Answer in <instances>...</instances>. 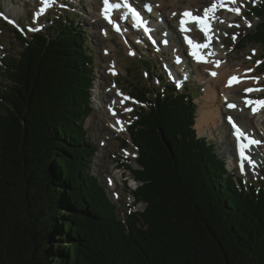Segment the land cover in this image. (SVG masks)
<instances>
[{"label":"trees","instance_id":"trees-1","mask_svg":"<svg viewBox=\"0 0 264 264\" xmlns=\"http://www.w3.org/2000/svg\"><path fill=\"white\" fill-rule=\"evenodd\" d=\"M249 9L260 20L244 41H264V3ZM65 14L39 32L5 21L20 48L0 66V264H264V185L228 173L197 137L193 97L170 85L132 83L145 104L130 126L133 193L148 205L121 219L91 171L96 47Z\"/></svg>","mask_w":264,"mask_h":264},{"label":"rangeland","instance_id":"rangeland-1","mask_svg":"<svg viewBox=\"0 0 264 264\" xmlns=\"http://www.w3.org/2000/svg\"><path fill=\"white\" fill-rule=\"evenodd\" d=\"M136 1H139L141 4L144 2H152V0ZM263 1L264 0H243L239 1L237 4H232L231 7L241 8V13L239 15L229 11L228 6L223 8L219 7L216 15L218 17L216 21L217 29L214 32L212 41L214 48H220L223 51L224 56H222V60L223 63H227L226 65L228 66H225V68L227 69L229 76L221 77L219 81L227 84L231 76L238 77L240 82L235 83L232 87L236 88L235 93L239 97H244V95H248V93L245 92L247 85H244L245 82H243V79H250L253 86L262 89L261 94L255 95V98L261 100H264V41L257 40L256 43L252 42L246 44L244 41L245 33L255 30L258 25V20H256L258 18L253 17V22H251V27H249L248 22H250V19L244 16L243 13H249V4L260 3ZM187 2V0H183L182 4L184 8L190 7ZM213 2L214 0L189 1L191 4L194 3V7L197 6L195 8L198 13H202L204 8ZM38 6L39 2L36 0H0V66H4V63L1 61L2 57L15 54L20 48L19 41L14 37L11 28H8L5 24V21H7L9 17L15 18L18 21H14L15 24L18 23V26L15 27L22 29L21 25H23L24 28L29 26L38 28L41 23L43 25L42 29H44L50 23L49 18L54 17L55 15H63L66 11H77L76 20H78V24L81 27H87L90 30V39L96 47V66L93 72L94 84L91 90V100L94 109L85 121L87 135L90 136V141L96 144V153L93 164L91 165V171L94 172L96 176L98 175L99 177H102L100 178L107 186L110 198L117 205V211L120 216L123 217L125 212H129V206H133L132 202L134 198H132V194L130 193L133 188L126 181L124 182L126 179L125 173L121 171V169L119 170L117 165H115V162L119 157L128 154V150L123 148L118 137L127 136L131 138V135L127 133L128 125L130 123L128 120L130 119L131 111L134 108L133 103H135V101L129 97L132 83L134 81L146 82L142 74L148 79L146 69L142 66V64L145 65L144 60L141 62L140 58L137 57L147 55V59H159L161 63L163 62L164 66L160 67L161 63L154 66V69L159 68V72L165 70V68L169 67L171 63H173V66H176L175 62L169 61L170 64H167V62L162 61V59L166 60L164 56L174 57V51H177L181 57H186L183 56L182 51H180V46L177 44L179 43L178 39H174L175 42L171 44L170 49L166 46L167 43L165 44L163 42L165 41V38L161 32L169 34L173 31V29L169 30L168 28H165L168 26L167 21L171 23V25L173 22L170 20H164V23H162L161 20L158 19L153 21L160 34L158 37V45H151L147 40L142 39L140 34H136L135 32H132V30H129L128 36L119 34L112 29L109 34L107 30L109 26L105 25L99 9L101 7L100 0H73V2L61 0V2L53 4V6L47 11V17L44 18L46 19L44 21H40L34 16V11ZM180 7L182 8V5H180L179 8ZM191 8L194 11L193 7ZM221 20L224 22L221 23ZM23 21L27 22V24H23ZM230 24L233 26L229 27ZM237 24L239 27H235ZM164 25L166 26L164 27ZM172 26L176 29L175 24ZM21 32H23V30H21ZM105 32L107 34H105ZM224 33H227V35H224ZM234 34H236L235 41L232 39ZM216 36L219 37L218 40L215 38ZM204 38L203 35L198 36V39ZM221 45H223V47H221ZM235 45L237 46L236 48L234 47ZM137 48H140L141 51ZM186 49L187 48H185V52L183 50L185 55L187 51ZM253 50H255V52H253ZM170 53L173 55L171 56ZM258 61H260L259 64L257 63ZM189 66L192 65L189 63L185 69L189 68ZM193 68L194 67H191L190 69L193 70ZM114 69H117L115 74H113ZM248 69H251L252 71H247ZM184 70L181 69V71ZM165 73L169 75L171 70H167ZM198 74H200L199 71ZM252 77H259V80L256 81L252 79ZM190 79V88L195 91L196 102L198 104L197 128L202 124L200 129H197L198 134L214 142L219 156H221L227 163V169L229 168L228 173L236 174V180L239 183L240 181H243V185L241 186L246 187L244 182L248 185L249 181L254 182L256 185L264 184V124L259 122L261 119L264 120V109L261 114L252 117L251 120V128L255 130L254 134L256 135V138L262 141V143L259 144V148L253 147L254 152L252 151L254 157L253 161L256 162V167L253 169L250 164H244L243 171H241L240 165L239 168L237 167V169L234 170L233 167L231 168L228 164L229 157L231 156L232 158V150L230 149L231 147H229L230 145H228V143H223V145L219 144L221 142L220 133L225 128L229 131V136L224 134L223 139L231 137L226 122H220V119L221 121L223 119L225 120L223 117L225 114L223 110H221V115L217 119L209 118L206 122H203L202 120L200 121L201 113L204 110V105H206L205 102L209 100V103L211 101L210 97H208L209 99H206L208 95V83L204 80L201 81L196 77V74H193ZM156 82H159V80H156ZM8 83L9 80L6 76L2 75V69H0V89L2 90L3 85ZM219 92L220 91L218 90L217 98L220 100ZM120 93H122L123 96H121ZM124 97H128L129 99H124ZM214 105L217 104L214 103ZM113 107L118 109L116 114L111 113ZM218 107L219 105H217L216 108ZM125 109H131V111H126ZM241 118L243 121L247 118V115L244 117V114H242ZM215 123L218 124L216 125ZM127 147H130V145H127ZM130 148L134 150V147ZM233 149L234 152H236L235 146H233ZM129 164L133 169L138 166L137 161H131ZM112 180L115 182L116 186L111 185L113 182ZM130 183L133 184V182ZM147 205V202L136 206L134 204L132 209L134 210V208H136V210L143 211ZM122 220L124 221V219ZM124 222H126V220Z\"/></svg>","mask_w":264,"mask_h":264},{"label":"bare ground","instance_id":"bare-ground-1","mask_svg":"<svg viewBox=\"0 0 264 264\" xmlns=\"http://www.w3.org/2000/svg\"><path fill=\"white\" fill-rule=\"evenodd\" d=\"M187 1H188L187 4L190 7H186L184 9V6L182 4L183 0H152V4H153L152 13H153V16H157L158 18H160L162 23H164V20L173 21L172 25L175 24V26H176V29L173 28L171 23H169L167 21L168 26L165 27L166 25H164V27L168 28L169 30L173 29L174 32H172V36H170V34H168V33L166 34L165 32H161V34L164 35V38L167 40L169 49L171 47V44L173 42H175L174 39L177 40V38H179V36H182L183 38H185V36L187 35V36H191L194 39H196V37L199 35L198 34L199 29L197 28V25H196L195 22L189 23L187 25V27L189 29H191V31L182 32L180 30L181 14L185 10L192 9L191 7H193V9H194L193 14L198 15L197 14L198 12H196L197 9L195 8L197 6L194 7V5H193L194 3H192V4L189 3V1H193V0H187ZM178 2H180V3H178ZM133 3L135 5H139L140 4L139 1L137 2L136 0H133ZM141 5L144 6L143 4H141ZM180 5H182L183 9L181 7L179 8ZM101 6L102 7H100L99 9H101V13H102V9H103L104 5L101 3ZM173 13H176V15L173 16ZM154 19H157V18L154 17ZM104 23L106 25H108V23H106V21ZM214 26H216V24L212 25V30L213 29H217ZM107 30H108V33L110 34V29L108 28ZM153 31L157 35L160 34V32L156 30V28H154ZM170 38H172L173 40H170ZM207 42L208 41H206L205 43H207ZM186 45H187L186 43H184L182 41L180 42L179 46H180V51H182V54H183L184 47ZM201 51H202V54H204L205 56H208L209 60H211V61H215V60L221 61L219 66H216L214 63H203V64H200V63L196 62L195 60H193L192 58H190L189 56H187V54H186V57H181L179 52L174 51V53H175L174 57L175 58L181 57V59H182L181 65L178 66L180 69L184 70L185 67L190 63L194 68H196L199 71L200 74L197 75L199 77V79L201 81L204 80V81H206L208 83V88H207L208 95H207L206 99H209L208 97H210L211 101L209 103H208L209 100L205 102L206 105H204V110L201 113L200 121L202 120L203 122H206L209 118L217 119L221 115L220 114L221 110H223L224 114L227 115V118L228 117H233L234 119H236V121H238V123L241 125V129L244 132L248 133L251 136H255V134H254L255 130L253 128H251V120H252V117H255V116H258V114H261L262 110L264 109V107L260 108L258 112L253 113L252 110H251V106H248V105L245 104V99L248 98V99L257 100L258 98H255V95L261 94L262 89L260 87H254L253 84H251V80L250 79H243V82H245L244 85H247V89L248 88H253V89L259 88L261 90L260 91L250 92V93H248V95H244V97H239L235 93L236 88H234L232 86L230 87L226 83L219 81L221 77L229 76V74L227 73V69L225 68V66L228 67L226 65L227 63L224 64L223 60H222V56H224L223 51L220 48H214L213 45L211 44V42H210L209 47H207V49H204V50L202 49ZM210 51L212 53H214V55H208ZM170 55H173V54L170 53ZM114 70L117 71V69H114ZM211 71L212 72L214 71L217 74L215 76H212L210 74ZM235 74H236V71H235ZM235 74H230V75H235ZM147 75H148V73H147ZM148 78L151 79L149 77V75H148ZM242 78H244V77H242ZM218 90L220 91L219 92L220 100H219V98H217L218 97ZM225 97H227V100H225ZM214 103L219 105V107L216 108L217 105H214ZM229 103L235 104L236 107L235 108H229L227 106ZM242 114H244V117H245V115H247V118L244 119L243 121H242V118H241ZM261 116H263V115H261ZM223 121L225 122L224 119L222 121L220 119L221 123H224ZM259 122L264 124V120H262V119L259 120ZM215 124L217 125L218 123H215ZM201 125L199 126L198 129H200ZM227 127L229 128L228 124H227ZM229 130H230L231 137L227 138V139H223L224 134H227V136H229V131L227 130V128H225L220 133L221 142L219 144L223 145V143H228V145H230L229 147H231L230 149L232 150V158H231V156L229 157L228 164L230 165L231 168L232 167L234 168L239 163V155H237V151L234 152V149H233V146H235V148H236V142H237L236 136L234 135V132L232 131L231 128H229ZM205 133H207V132H205ZM257 140H259V139H257ZM253 147H256V148L258 147L259 148V145H254ZM253 147L251 146L250 153H249L252 160L254 159L253 153H252ZM245 164H248V163L245 162Z\"/></svg>","mask_w":264,"mask_h":264},{"label":"snow or ice","instance_id":"snow-or-ice-1","mask_svg":"<svg viewBox=\"0 0 264 264\" xmlns=\"http://www.w3.org/2000/svg\"><path fill=\"white\" fill-rule=\"evenodd\" d=\"M44 3V7L40 9V11L36 14L37 17H39V15H42L48 7H51L54 3L55 0H43ZM237 0H214V2L211 4L210 7L205 8L203 10V15H196L193 14L192 11L190 10H185L182 14H181V19H180V30L182 32H188L191 31V29H189L187 27V25L189 23L195 22L197 25V28L199 30H202L205 33V36L207 37V43H198L195 40H193L191 37L189 36H185V40L186 42L191 46L192 52L191 55L198 61V62H202V63H214L216 66H219V64L221 63V61L219 60H215V61H211L208 59V56H205L204 54H202V49L209 47V44L214 36V33H212V22L217 20L218 17L215 15L218 7H227L228 4H236ZM103 4L104 7L102 9V15L104 16L105 19L108 20L109 23L113 24V26L115 27L116 31H121V28L119 26L118 23H116V21L113 19V13L117 12L119 9L123 8L126 9L123 17L120 18H127L129 15H131L132 19L134 20V26L137 28H143L144 32L149 34H151V32L153 31L149 26H148V21L145 20L141 13L139 11H137V8L133 7L132 4L129 2V0H103ZM145 8H147V10L150 12L152 10V5L150 4H146L144 5ZM229 11L234 12L235 14L239 15L241 13V8L240 7H229L228 8ZM176 13H173V16H175ZM221 23H223L224 21H220ZM233 25H229V27H232ZM248 26L251 27V22H248ZM42 27V26H41ZM235 27H239V25H235ZM32 31H38L39 28H32L30 29ZM105 34H107L105 32ZM224 35H227V33H224ZM151 38V36H150ZM217 40L219 39L218 36L215 37ZM233 41H235L236 39V34L233 35L232 37ZM165 44L167 43V40L163 41ZM153 43H155V41L153 40ZM221 47H223V45H221ZM253 52H255V50H253ZM134 54V53H133ZM208 55H214V53H212L211 51L209 52ZM250 59V57H249ZM177 62L179 63V58H177ZM258 64L260 63V61L257 62ZM114 67V66H113ZM247 71H252L251 69H248ZM113 74H115V72L113 71ZM212 76H215L217 73L216 72H211L210 73ZM186 78V77H185ZM252 79L258 81L259 77H252ZM233 82L239 83L240 79L236 76H233L229 79L228 81V85L231 86L233 84ZM180 86V83H177V87ZM261 89L257 88V89H253V88H248L245 89V92L250 93L253 91H260ZM121 96H123L122 93H120ZM124 99H129L128 97H124ZM225 100H227V97H225ZM123 102V101H122ZM245 104L248 106H251V110L253 113H256L259 111L260 108L264 107V100L261 99H257V100H253V99H245ZM229 108H235L236 105L229 103L227 105ZM126 111H131V109H125ZM115 114V113H113ZM228 120L230 123H232V126L234 128V135L236 136V140H237V149H238V155H239V165L241 168V171L244 170V164L245 162H247L248 164H250L253 169L256 167V162L253 161L251 159L250 156V149L251 146L253 145H259L262 143V141L257 140L255 138H253L251 135H249L248 133L244 132L236 123L235 121L232 120V117H228ZM122 123V122H119Z\"/></svg>","mask_w":264,"mask_h":264}]
</instances>
